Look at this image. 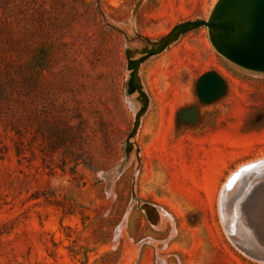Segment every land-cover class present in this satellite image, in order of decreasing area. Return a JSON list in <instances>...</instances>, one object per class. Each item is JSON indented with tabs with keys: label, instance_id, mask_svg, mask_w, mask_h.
Returning a JSON list of instances; mask_svg holds the SVG:
<instances>
[{
	"label": "rangeland",
	"instance_id": "1",
	"mask_svg": "<svg viewBox=\"0 0 264 264\" xmlns=\"http://www.w3.org/2000/svg\"><path fill=\"white\" fill-rule=\"evenodd\" d=\"M217 2L0 0V264H264L218 212L264 157V71L204 25L164 40Z\"/></svg>",
	"mask_w": 264,
	"mask_h": 264
},
{
	"label": "water",
	"instance_id": "2",
	"mask_svg": "<svg viewBox=\"0 0 264 264\" xmlns=\"http://www.w3.org/2000/svg\"><path fill=\"white\" fill-rule=\"evenodd\" d=\"M202 25L208 27L216 50L228 60L243 68L264 71V0H218L208 20L180 24L164 40L168 44V38L176 29L181 33ZM147 57L148 54L140 59ZM131 64L128 59V69ZM136 85L134 73L129 74V92L135 90ZM223 89L222 78L213 71L204 73L197 83V95L203 102L213 101ZM261 163L264 164V157L240 166L229 175L218 195V212L230 241L264 262V198L260 202L247 199L234 188L248 168Z\"/></svg>",
	"mask_w": 264,
	"mask_h": 264
},
{
	"label": "bare ground",
	"instance_id": "3",
	"mask_svg": "<svg viewBox=\"0 0 264 264\" xmlns=\"http://www.w3.org/2000/svg\"><path fill=\"white\" fill-rule=\"evenodd\" d=\"M254 168H256L259 172L246 176L242 175L236 182L234 188H238L239 193L247 199H256L257 202H260V200L264 198V164L261 163Z\"/></svg>",
	"mask_w": 264,
	"mask_h": 264
},
{
	"label": "trees",
	"instance_id": "4",
	"mask_svg": "<svg viewBox=\"0 0 264 264\" xmlns=\"http://www.w3.org/2000/svg\"><path fill=\"white\" fill-rule=\"evenodd\" d=\"M17 154H21V147L19 148V150H17Z\"/></svg>",
	"mask_w": 264,
	"mask_h": 264
}]
</instances>
